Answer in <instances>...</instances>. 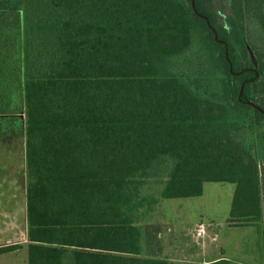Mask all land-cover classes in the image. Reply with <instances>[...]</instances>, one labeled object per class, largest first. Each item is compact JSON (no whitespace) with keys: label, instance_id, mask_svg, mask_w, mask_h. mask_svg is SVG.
<instances>
[{"label":"trees","instance_id":"16d2710c","mask_svg":"<svg viewBox=\"0 0 264 264\" xmlns=\"http://www.w3.org/2000/svg\"><path fill=\"white\" fill-rule=\"evenodd\" d=\"M19 1L0 3V113L20 82L28 264H174L158 206L207 181L236 184L229 220L263 253L264 0Z\"/></svg>","mask_w":264,"mask_h":264},{"label":"rangeland","instance_id":"374dc122","mask_svg":"<svg viewBox=\"0 0 264 264\" xmlns=\"http://www.w3.org/2000/svg\"><path fill=\"white\" fill-rule=\"evenodd\" d=\"M2 2L13 8L20 4L19 0H0ZM17 85L16 102L11 109L12 113L18 114L16 126L5 125L7 121L0 122L2 130L14 128L18 131L21 117L25 118L20 82ZM16 145L20 146L18 137ZM259 160L264 176V159L260 157ZM235 188L233 182L207 181L201 195L163 199L155 221L162 223L160 256L174 264H204L222 256L245 264H264V251L262 253L259 246L256 226L229 220ZM200 223L205 226L203 236L196 234Z\"/></svg>","mask_w":264,"mask_h":264},{"label":"crops","instance_id":"0c3cea01","mask_svg":"<svg viewBox=\"0 0 264 264\" xmlns=\"http://www.w3.org/2000/svg\"><path fill=\"white\" fill-rule=\"evenodd\" d=\"M17 116L15 112L0 113V122L7 121L5 125L16 126ZM21 118L18 131L16 128L0 129V247L21 245L0 253V264H28V245L31 240L28 237L27 220L25 128L24 118ZM16 136L20 146L16 145Z\"/></svg>","mask_w":264,"mask_h":264},{"label":"water","instance_id":"95a60500","mask_svg":"<svg viewBox=\"0 0 264 264\" xmlns=\"http://www.w3.org/2000/svg\"><path fill=\"white\" fill-rule=\"evenodd\" d=\"M192 5H193V7H194V9L196 10L197 13H199L200 15H203V14H201V13L197 10L196 5H195V0H192ZM215 38H216L218 41H220V42H224L222 39H219L218 34H217L216 31H215ZM226 55H228V53H227V49H226ZM254 105H255V104H254ZM257 107H258L260 110L263 111V109H262L261 107H259V106H257Z\"/></svg>","mask_w":264,"mask_h":264},{"label":"built area","instance_id":"2783aa9c","mask_svg":"<svg viewBox=\"0 0 264 264\" xmlns=\"http://www.w3.org/2000/svg\"><path fill=\"white\" fill-rule=\"evenodd\" d=\"M196 234L198 236H203L205 234V226L203 223H200L199 226L196 228Z\"/></svg>","mask_w":264,"mask_h":264}]
</instances>
